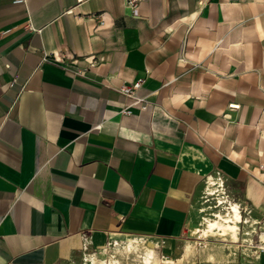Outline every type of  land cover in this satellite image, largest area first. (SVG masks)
I'll return each mask as SVG.
<instances>
[{
  "label": "crops",
  "instance_id": "obj_1",
  "mask_svg": "<svg viewBox=\"0 0 264 264\" xmlns=\"http://www.w3.org/2000/svg\"><path fill=\"white\" fill-rule=\"evenodd\" d=\"M262 168L264 0H0V264L174 256L211 180L263 223Z\"/></svg>",
  "mask_w": 264,
  "mask_h": 264
},
{
  "label": "rangeland",
  "instance_id": "obj_2",
  "mask_svg": "<svg viewBox=\"0 0 264 264\" xmlns=\"http://www.w3.org/2000/svg\"><path fill=\"white\" fill-rule=\"evenodd\" d=\"M209 186L201 201L203 224L174 256L162 257L156 242L137 237L102 252H82L71 264H238L256 251L264 222H252L239 190L231 192L218 179ZM148 253L152 257L146 262Z\"/></svg>",
  "mask_w": 264,
  "mask_h": 264
},
{
  "label": "built area",
  "instance_id": "obj_3",
  "mask_svg": "<svg viewBox=\"0 0 264 264\" xmlns=\"http://www.w3.org/2000/svg\"><path fill=\"white\" fill-rule=\"evenodd\" d=\"M25 0H13L14 4H23ZM140 3V0H125V5L131 10V12H135L138 5ZM27 28L29 30L32 29V26L30 23L27 24ZM144 82L143 78H139L135 82L129 85H123L118 88V91L121 92L124 96L130 98L131 104L129 106L133 105H139L140 110L144 111L147 108V104L143 103V99L138 98L135 96V92L142 86ZM129 106L123 108L121 110V114L124 116H129L131 114L129 110ZM264 170V168H262ZM256 250L258 251H264V243H258L256 244Z\"/></svg>",
  "mask_w": 264,
  "mask_h": 264
},
{
  "label": "bare ground",
  "instance_id": "obj_4",
  "mask_svg": "<svg viewBox=\"0 0 264 264\" xmlns=\"http://www.w3.org/2000/svg\"><path fill=\"white\" fill-rule=\"evenodd\" d=\"M236 213V212H235ZM215 223H212L211 225L213 226ZM149 252V251H148ZM151 257H152V255H151V253H148L147 254V257H146V262H149L150 261V259H151Z\"/></svg>",
  "mask_w": 264,
  "mask_h": 264
}]
</instances>
